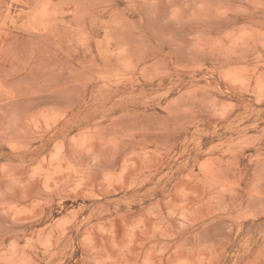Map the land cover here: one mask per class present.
<instances>
[{
  "label": "clouds",
  "instance_id": "clouds-1",
  "mask_svg": "<svg viewBox=\"0 0 264 264\" xmlns=\"http://www.w3.org/2000/svg\"><path fill=\"white\" fill-rule=\"evenodd\" d=\"M0 264H264V0H0Z\"/></svg>",
  "mask_w": 264,
  "mask_h": 264
},
{
  "label": "rangeland",
  "instance_id": "rangeland-1",
  "mask_svg": "<svg viewBox=\"0 0 264 264\" xmlns=\"http://www.w3.org/2000/svg\"><path fill=\"white\" fill-rule=\"evenodd\" d=\"M118 2H119V0H118ZM14 10V9H13ZM13 10H9V11H13ZM159 12H160V14H165L166 12H167V6L166 5H164L163 3H161L160 5H159ZM181 35V33H176V36L177 37H179ZM236 73H233V72H226L225 74H224V78L227 80V79H235L236 78Z\"/></svg>",
  "mask_w": 264,
  "mask_h": 264
}]
</instances>
